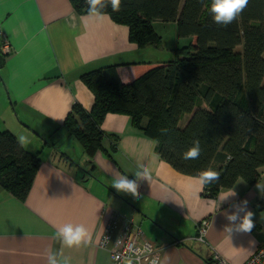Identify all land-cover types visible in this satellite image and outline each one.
Listing matches in <instances>:
<instances>
[{
  "label": "crops",
  "instance_id": "1",
  "mask_svg": "<svg viewBox=\"0 0 264 264\" xmlns=\"http://www.w3.org/2000/svg\"><path fill=\"white\" fill-rule=\"evenodd\" d=\"M85 16L69 0H0V41L4 36L11 50L0 53V89L10 101L1 98L0 131L24 136L23 147L39 152L41 159L24 201L0 187V264H48L47 251L61 250L53 235L65 223L84 224L93 237L87 246L63 248L71 264H111L109 249L98 245L111 212L120 216L114 237L124 220L132 221L159 247V264H207L215 254L242 264L264 243V207L259 203L264 167L256 184L239 179L210 199L195 176L179 173L161 159L156 140L133 128L127 115L104 117L101 129L117 142L104 138L103 150L92 158L64 129L75 103L87 111L93 105L83 73L115 66L119 80L127 84L170 61L178 48L138 47L127 26L109 15L82 20ZM59 136L67 138L73 153L56 144ZM138 163L146 164L152 175L149 182L139 181V198L117 192L112 187L115 173L134 179ZM244 200L255 228L251 234L230 236L224 231L225 213ZM203 220L208 227L199 240L197 226Z\"/></svg>",
  "mask_w": 264,
  "mask_h": 264
},
{
  "label": "trees",
  "instance_id": "2",
  "mask_svg": "<svg viewBox=\"0 0 264 264\" xmlns=\"http://www.w3.org/2000/svg\"><path fill=\"white\" fill-rule=\"evenodd\" d=\"M69 1L78 13L87 12L85 0ZM211 2L122 0L119 12L110 4L103 10L114 22L127 26L130 41L138 47L161 45L154 22L174 23L179 38L195 37V43L176 48L170 61L127 84L119 80L115 66L81 75L93 93V105L87 111L75 103L63 127L88 158L103 150L104 138L117 142L101 124L108 113H118L129 116L133 128L156 140L161 159L179 173L196 176L208 167L219 171V181L204 186L205 198H216L221 189L232 188L239 179L250 186L260 180L264 167V0H249L226 27L214 23ZM194 140L200 141V157L182 159ZM39 156L10 131H0V187L24 201L41 162ZM259 203L264 207V192Z\"/></svg>",
  "mask_w": 264,
  "mask_h": 264
},
{
  "label": "clouds",
  "instance_id": "3",
  "mask_svg": "<svg viewBox=\"0 0 264 264\" xmlns=\"http://www.w3.org/2000/svg\"><path fill=\"white\" fill-rule=\"evenodd\" d=\"M121 2L122 0H85L88 6L87 16L82 17V20H87L88 18H99L102 20L104 17L103 10L108 7L109 4L114 12H119ZM248 3L249 0H212L209 11L214 23L226 27L242 13ZM18 142L23 146L26 143V138L20 136L18 137ZM200 155V141L194 140L192 146L182 153V159L195 160L198 159ZM133 176L134 179H130L127 175L118 172L115 173L112 187L116 189L117 192L130 194L133 198H139V181L145 180L149 182L152 179L151 171L146 164L138 163ZM219 178L220 172L212 167L200 170L195 176V180L202 187L218 182ZM234 195L235 192L231 193L229 196ZM229 196L225 197L223 200L227 199ZM247 204V200L241 201L239 204L232 205L234 211L225 213L228 224L224 226V231L230 236L233 232L251 234L255 228L253 220L254 214L252 211L247 210ZM241 213H243V215H241ZM53 239L58 240L62 247L58 252L51 250L47 251L46 258L48 264H71L70 258L64 256L63 248L87 246L93 241L92 233L84 224L72 223H65L58 226L53 235ZM250 243H254V241H250ZM114 259L120 260V256L117 255ZM123 264H133V260L131 258H125ZM151 264H159L158 259L153 258Z\"/></svg>",
  "mask_w": 264,
  "mask_h": 264
},
{
  "label": "built area",
  "instance_id": "4",
  "mask_svg": "<svg viewBox=\"0 0 264 264\" xmlns=\"http://www.w3.org/2000/svg\"><path fill=\"white\" fill-rule=\"evenodd\" d=\"M9 41L3 36L0 41V53H10ZM119 215L111 212L108 222L99 240V247L109 249L111 264H123L125 258H131L133 264H151L153 258L159 261L160 249L130 220H124L121 232L114 237L118 227ZM208 221L203 220L197 226V238L203 240ZM120 256V260L114 259ZM213 264H230L218 254L214 255ZM242 264H264V243L259 244L254 253Z\"/></svg>",
  "mask_w": 264,
  "mask_h": 264
},
{
  "label": "rangeland",
  "instance_id": "5",
  "mask_svg": "<svg viewBox=\"0 0 264 264\" xmlns=\"http://www.w3.org/2000/svg\"><path fill=\"white\" fill-rule=\"evenodd\" d=\"M154 27H155V30L157 31V33L162 37L161 47H160V48H162V50L164 49L165 51H170L175 47H181V46L190 44V39H191L190 37L178 38V36L176 35V26L173 23L154 22ZM193 39H194V37H193ZM178 40L180 43H176ZM2 97L5 99V101L7 100L8 103H10L7 95L5 97L2 96V91L0 89V102H1ZM16 119H17V121L22 120V119H19L18 116H16ZM183 122H184V120H182L180 122V125H182ZM14 127H15L14 125H11V128H14ZM55 142L57 145H59V147L62 148L63 152L67 153V151H70L71 153H73L72 152L73 148H70L67 145V144H69V141L67 140V138H62L59 136V137H57V139H55ZM75 145H76V147H80V145L78 143H76ZM66 146L68 147L69 150L67 148H65Z\"/></svg>",
  "mask_w": 264,
  "mask_h": 264
}]
</instances>
